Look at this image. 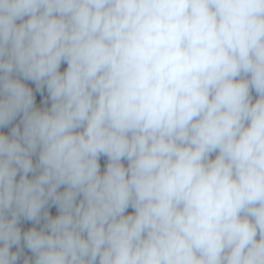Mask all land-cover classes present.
<instances>
[{
  "label": "clouds",
  "instance_id": "1",
  "mask_svg": "<svg viewBox=\"0 0 264 264\" xmlns=\"http://www.w3.org/2000/svg\"><path fill=\"white\" fill-rule=\"evenodd\" d=\"M9 125L0 264H264V0H0Z\"/></svg>",
  "mask_w": 264,
  "mask_h": 264
},
{
  "label": "trees",
  "instance_id": "2",
  "mask_svg": "<svg viewBox=\"0 0 264 264\" xmlns=\"http://www.w3.org/2000/svg\"><path fill=\"white\" fill-rule=\"evenodd\" d=\"M66 68V64H62L61 65V71H63L64 69ZM31 87H33V90L35 91V85L32 83V82H27ZM45 95H46V93H45ZM252 96H253V100H255V98H256V93H255V91L253 90V92H252ZM41 101H42V97H41V95L40 94H37V105L38 106H42V103H41ZM19 120H20V117L18 116L17 118H16V120H14L13 121V125L14 124H16V123H19ZM11 127H12V125H9L8 127H6V128H0V132H3V133H5V134H8L9 132H10V129H11ZM215 154H213V156H214ZM35 159V158H34ZM100 164H101V171H103L104 170V166H105V164H106V157H101L100 158ZM125 164H127V161H125ZM57 208L55 207V205H50L49 206V212H50V214L51 215H53V216H55L56 214H57ZM128 212H131L132 211V209L131 208H129L128 210H127ZM42 223H43V221L41 222V224L40 225H35L37 228H39V227H41L42 226ZM33 226V222H31V221H25V220H21V223H20V227H21V230H22V232L23 231H26L27 229H29L30 227H32ZM23 245V241L21 242V246ZM13 251H16V246H13V249H12ZM25 257H28V258H32V259H34V257L32 256V253L30 252V250H28L26 247H24V249H23V254H22V256H21V258H20V260L18 261V264H23V260H24V258Z\"/></svg>",
  "mask_w": 264,
  "mask_h": 264
}]
</instances>
